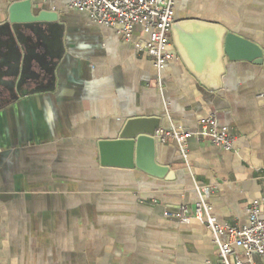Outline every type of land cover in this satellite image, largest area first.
I'll use <instances>...</instances> for the list:
<instances>
[{"label":"crops","instance_id":"obj_1","mask_svg":"<svg viewBox=\"0 0 264 264\" xmlns=\"http://www.w3.org/2000/svg\"><path fill=\"white\" fill-rule=\"evenodd\" d=\"M21 1L0 0L3 71L17 55L20 69L23 56L45 53L47 28L41 40L27 31L24 47L10 45L24 15L11 6ZM41 1L56 15L61 58L49 68L31 58L19 90L9 88L12 77L0 79V264H219L204 224L169 215L190 211L194 185L207 184L217 221L241 227L247 205L264 194V0H175L174 21L218 23L261 47L260 63L224 57L214 90L181 60L171 32L174 56L158 70L85 11ZM135 37L145 35L137 28ZM209 114L235 137L233 149L195 136L184 149L158 141L156 161L169 167V180L100 165L97 141L115 137L128 118L159 117L158 130L195 132Z\"/></svg>","mask_w":264,"mask_h":264},{"label":"water","instance_id":"obj_2","mask_svg":"<svg viewBox=\"0 0 264 264\" xmlns=\"http://www.w3.org/2000/svg\"><path fill=\"white\" fill-rule=\"evenodd\" d=\"M33 7H36L34 12L31 10ZM44 7L41 0H24L11 6L12 12L20 10L24 14L20 22L12 26L11 46L24 47L30 39L27 31L37 37L40 34L44 35L46 31L44 28H47L48 32L41 42L44 47L46 46L44 55L23 56L20 69V55L15 57V63L5 71L1 70L0 63V79L5 75L12 77L9 87L11 89L14 87L19 90L23 86L31 58L44 59L43 64L46 68L53 67L61 58V40L56 29V15L43 11ZM13 19L11 16L10 21L13 22ZM171 35L176 53L187 68L210 90L220 87L224 57L255 63L261 61L262 50L258 44L228 31L218 23L198 19L175 20L171 26ZM39 38L38 40H41ZM159 123V117L128 118L115 137L97 141L100 165L137 169L147 175L169 180L173 177L169 167L156 161L158 139L154 135L159 129Z\"/></svg>","mask_w":264,"mask_h":264},{"label":"built area","instance_id":"obj_3","mask_svg":"<svg viewBox=\"0 0 264 264\" xmlns=\"http://www.w3.org/2000/svg\"><path fill=\"white\" fill-rule=\"evenodd\" d=\"M68 9L83 10L95 24L113 28L122 39L130 42L135 52L144 53L153 60L155 67L161 70L174 54L171 52V26L174 23L175 0H65ZM139 28L145 37H135ZM155 138L160 142L174 140L184 149L187 140L192 137L203 138L223 150L234 147L235 137L220 126L214 114L202 120L198 131L190 132L180 127L170 130H157ZM198 200L189 211L181 207L169 216L179 222L188 223L192 219L204 224L215 243L219 264H264V194L252 200L246 207L248 223L241 227L220 224L211 212L207 198L213 187L207 184H195ZM226 239L223 240L222 237ZM233 246L243 250L245 260L235 256ZM262 261L255 263L253 256ZM234 257L233 261L230 257Z\"/></svg>","mask_w":264,"mask_h":264}]
</instances>
